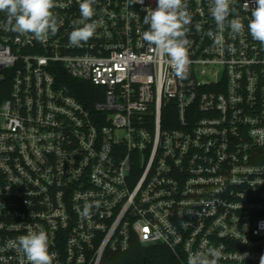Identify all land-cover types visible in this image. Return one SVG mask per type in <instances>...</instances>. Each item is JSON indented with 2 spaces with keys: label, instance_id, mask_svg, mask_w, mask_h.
Wrapping results in <instances>:
<instances>
[{
  "label": "built area",
  "instance_id": "1",
  "mask_svg": "<svg viewBox=\"0 0 264 264\" xmlns=\"http://www.w3.org/2000/svg\"><path fill=\"white\" fill-rule=\"evenodd\" d=\"M81 0H55L47 40L5 30L0 13V264H29L13 242L49 236L53 264H101L132 240L264 256V44L247 25L256 0H232L244 29L217 32L210 0H187L191 64L181 79L142 39L156 0H96L95 35L69 34ZM200 25L197 31L196 25ZM67 78L89 81L93 103ZM99 202L87 217L86 204Z\"/></svg>",
  "mask_w": 264,
  "mask_h": 264
},
{
  "label": "clouds",
  "instance_id": "2",
  "mask_svg": "<svg viewBox=\"0 0 264 264\" xmlns=\"http://www.w3.org/2000/svg\"><path fill=\"white\" fill-rule=\"evenodd\" d=\"M96 0H81L79 4L81 19L74 21L76 26L70 32L68 40L70 47H81L96 33L97 23H89L95 15L93 5ZM56 7L55 0H0V13L6 14L5 30L25 34H32L36 40L44 41L58 31L57 17L52 9ZM236 9L232 0H210V13L213 17L217 32L208 31L206 36L213 40L214 45L223 46V32L229 28L233 34H239L244 24L238 16H234ZM247 29L254 41L264 44V0H256V7L252 10ZM192 16L188 10L187 0H156L155 8L144 17V23L149 25L143 32L142 39L154 48L167 61L174 74L183 79L191 64L189 48L191 40L188 38L189 25ZM200 31V25H196ZM99 202L86 204L81 215L87 217L93 207H99ZM13 247L19 248L26 256L29 264H53L56 253L50 252L49 236L47 232L30 231L13 242ZM221 253L219 250L209 249L189 252L187 264H218ZM260 264H264V256Z\"/></svg>",
  "mask_w": 264,
  "mask_h": 264
},
{
  "label": "trees",
  "instance_id": "3",
  "mask_svg": "<svg viewBox=\"0 0 264 264\" xmlns=\"http://www.w3.org/2000/svg\"><path fill=\"white\" fill-rule=\"evenodd\" d=\"M65 83L85 103H93L101 98L94 97L96 86L89 81L67 78ZM101 264H182V261L166 246L145 245L138 240H132L127 250L107 251Z\"/></svg>",
  "mask_w": 264,
  "mask_h": 264
}]
</instances>
